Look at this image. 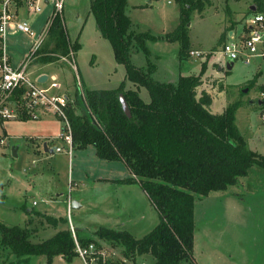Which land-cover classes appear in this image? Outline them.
Returning a JSON list of instances; mask_svg holds the SVG:
<instances>
[{"label": "rangeland", "instance_id": "obj_1", "mask_svg": "<svg viewBox=\"0 0 264 264\" xmlns=\"http://www.w3.org/2000/svg\"><path fill=\"white\" fill-rule=\"evenodd\" d=\"M250 2L209 0L200 13L190 12L188 48L203 51L202 57L188 53L186 58L179 59L176 40L148 39L145 44L149 51L147 59L154 65L151 76L159 81H174L179 74H196L209 55L203 70L205 75H200V84L195 88L196 95L200 89L209 92L212 112L221 104L225 106L237 100L233 116L239 133L248 148L264 154V116L260 115L264 105L260 106L261 101L257 103L263 96L258 86L264 83V61L254 55L248 56L247 62L239 57L228 69L223 68L222 60L217 61L224 37L225 41L230 40L225 31L229 28L235 34L241 31ZM49 9L50 5L45 4L35 14L23 16L37 28ZM125 13L134 30L153 34L170 31L178 22V4L174 0H126ZM60 15L69 41L78 42L72 49V59L68 56L50 62L32 59L26 69L28 77L32 79L38 69H50L58 82V87L51 91L65 93L69 99L75 88H112L120 81L123 88L130 87L123 65L114 60L109 42L99 33L88 11V0H63ZM28 42L22 32L7 33L6 51L11 60H15L14 53L26 51ZM129 57L134 65L146 64L140 50H130ZM246 86L247 90L243 91ZM138 95L148 100L143 86H139ZM62 124V119L50 111L40 112L35 118L19 115L0 118V222L24 225L30 216L27 224L35 229L31 241L50 236L62 225L47 223L44 214L64 217L63 225L69 226L70 221L73 230L76 228L80 234H88L102 225L125 229L139 237L152 228L158 212L140 186L116 180L129 174L124 163L96 156L92 144L72 147L68 156L59 135ZM46 140L48 146L44 149ZM55 145H60L62 150L50 151ZM12 146L15 154L11 152ZM72 200L76 201L74 206ZM192 215V259H183L179 264H264L263 167L253 163L234 184L209 190L201 197L194 196ZM96 240L111 261L122 256L118 246H111L102 238ZM16 258L0 247V264L9 260L13 264H45L43 254H29L25 262L16 263ZM141 261L152 264L148 254L135 256L130 264ZM80 263L77 255L68 261L55 255L49 264Z\"/></svg>", "mask_w": 264, "mask_h": 264}, {"label": "trees", "instance_id": "obj_2", "mask_svg": "<svg viewBox=\"0 0 264 264\" xmlns=\"http://www.w3.org/2000/svg\"><path fill=\"white\" fill-rule=\"evenodd\" d=\"M174 1L178 4L176 26L162 34H153L131 27L125 13L126 0H88V11L99 33L109 42L114 60L123 65L124 77L132 87L123 88L120 81L112 88H75L72 97L62 106L70 126L72 146L82 148L92 144L96 156L121 160L129 174L115 179L137 183L158 212L157 222L139 237L125 229L99 225L88 234H80L74 228L76 240L81 245L93 242L99 247L96 238H102L109 245L118 246L123 257L132 261L135 256L148 254L152 264H179L183 259H192L194 196L201 197L209 190H221L234 184L253 163L264 168V154L247 147L234 123L237 100L228 102L220 112H211L207 109L210 94L200 89L196 95L195 88L200 84L209 55L196 74H179L174 81H159L151 76L154 65L147 59L149 51L145 41L176 40L178 58H186L190 12L200 13L209 2ZM250 3L255 10L264 8V0ZM77 46L76 40L69 41L61 19L54 16L39 51L64 55L69 47L74 50ZM133 49L145 55L144 66L130 61ZM55 59L57 56L50 53L33 58L40 62ZM139 86L146 89L147 101L138 95ZM258 87L263 93L260 99L263 106L264 83ZM19 93L18 88L15 98ZM119 93L127 103L129 116L121 109ZM19 116L28 117L23 111ZM42 216L53 226L62 225L38 241L30 240L35 230L27 224L30 216L24 225L0 222V247L17 257L14 262L27 261L29 254H43L45 264L55 255L67 261L76 255L70 230L63 225L65 218ZM5 264H13V260Z\"/></svg>", "mask_w": 264, "mask_h": 264}, {"label": "built area", "instance_id": "obj_3", "mask_svg": "<svg viewBox=\"0 0 264 264\" xmlns=\"http://www.w3.org/2000/svg\"><path fill=\"white\" fill-rule=\"evenodd\" d=\"M63 0H0V118H14L23 111L26 116L38 117L40 112L50 111L62 119L61 132L59 135L64 141V150L69 155L72 149L70 126L62 110V106L67 100L65 93L51 91L57 88L58 82L52 75H48L42 81L37 78H29L27 65L37 55L50 53L55 54L58 60L68 56L72 59V49L69 47L67 54L53 53L49 51L41 52L39 48L45 40L49 24L54 16L61 19V9ZM45 4L50 5V9L43 19L42 25L33 28L26 18L19 13L35 14L40 11ZM244 29L236 34L230 35V40L223 41L218 49L220 54L217 61H221L223 68L226 62L244 57V62L248 61V56L254 55L264 61V8L262 10L249 11L244 18ZM18 31L28 37V46L22 54L17 64L11 63L6 51V36L8 32ZM189 55L202 57L203 51L189 49ZM42 82H46L42 86ZM20 89L19 95L15 98V90ZM20 104V105H19ZM264 116V110L260 112ZM47 140L43 144L47 147ZM47 149V148H46ZM50 151H61L60 145H55ZM69 209V202L66 204ZM69 221V219H68ZM73 238L74 250L80 259V264H108L113 260L107 256L100 246L93 242L86 245L78 243L74 236L73 226L69 221L68 226ZM113 264H130L132 261L123 256L115 259ZM140 264H145L141 261Z\"/></svg>", "mask_w": 264, "mask_h": 264}, {"label": "crops", "instance_id": "obj_4", "mask_svg": "<svg viewBox=\"0 0 264 264\" xmlns=\"http://www.w3.org/2000/svg\"><path fill=\"white\" fill-rule=\"evenodd\" d=\"M19 13H21L22 15H25L26 17H27V14H25V13H22L21 12V10H20V12ZM45 15L46 14H44V17H45ZM44 17H43V19H44ZM32 24H33V21H32V23L30 24L31 26H32ZM37 25H38V27L41 25L40 23H37ZM37 27V28H38ZM226 34H228L229 36L230 35H233V34H235V33H233V32H235V31H233V28H229V29H227L226 31ZM239 32V31H238ZM223 41H225V37H224V39H223ZM222 41V42H223ZM221 42V43H222ZM24 51H25V49H23V51H22V53H18V54H13V56H14V61L13 60H11V56H9V59H10V61H11V63H13V64H17L18 63V61L20 60V58H21V56H22V54L24 53ZM9 55V54H8ZM231 65H232V63H231ZM218 68V67H217ZM215 71V73H218L216 70H214ZM41 74H45L46 75V77L48 76V75H52V76H54V72L53 71H51L50 69L48 70L47 68H41V69H38L36 72H35V74H34V76H33V78H37L38 76H40ZM203 75H205L204 73H202ZM42 86L43 85H46V82H42V84H41ZM130 87H132V83H131V86ZM206 91V90H205ZM209 93V92H208ZM210 97H211V95H210ZM144 101H147V100H144ZM211 101H212V97H211ZM211 101H210V103H211ZM210 103L207 105V109L210 111V109H209V105H210ZM224 103V102H223ZM223 106H224V104H221V106H220V108L218 109V110H216V111H214V112H220L221 110H222V108H223ZM212 112V111H211ZM73 147V146H72ZM44 149H46V146L44 147ZM71 153V152H70ZM69 156V155H68ZM128 170V169H127ZM134 183V182H133ZM137 184V183H136ZM143 191V190H142ZM79 204H81L80 202H79ZM59 256V255H58ZM60 257V256H59Z\"/></svg>", "mask_w": 264, "mask_h": 264}, {"label": "water", "instance_id": "obj_5", "mask_svg": "<svg viewBox=\"0 0 264 264\" xmlns=\"http://www.w3.org/2000/svg\"><path fill=\"white\" fill-rule=\"evenodd\" d=\"M247 8H248L250 11L255 10V6H254V4H252V3L248 4V7H247ZM187 25H188V23H187ZM231 63H232V61H228V62H226L225 65H224V68H225V69L230 68ZM45 77H46L45 74H41L40 76L37 77V81H42V80L45 79ZM242 90H243V91H246L247 88H246V87H243ZM118 100H119V103H120V106H121L122 111L126 114V116H129V109H128L127 103H126V101H125V99H124V97H123V95H122L121 93L118 94ZM248 101H249V102H254L252 99H249ZM260 101H261V100L258 99V100H257V103L259 104ZM43 147H45L44 144H43ZM11 152H12V154H15V146H12V147H11ZM71 203H72L71 206H74V204L76 203V201H75V200H72Z\"/></svg>", "mask_w": 264, "mask_h": 264}]
</instances>
